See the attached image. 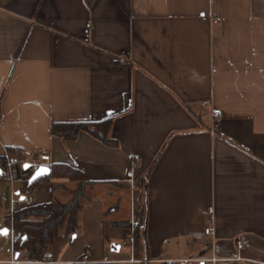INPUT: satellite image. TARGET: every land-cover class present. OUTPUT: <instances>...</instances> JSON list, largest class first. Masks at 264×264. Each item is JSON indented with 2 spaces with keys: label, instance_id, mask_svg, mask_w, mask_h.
I'll use <instances>...</instances> for the list:
<instances>
[{
  "label": "crops",
  "instance_id": "obj_1",
  "mask_svg": "<svg viewBox=\"0 0 264 264\" xmlns=\"http://www.w3.org/2000/svg\"><path fill=\"white\" fill-rule=\"evenodd\" d=\"M103 120L115 146L50 133ZM0 148L92 183L79 241L56 236L50 264L88 248L92 262L145 260L143 237L114 226L140 212L151 263L264 264V0H0ZM17 170L10 214L75 190L55 178L22 195ZM11 259L0 253V264H39Z\"/></svg>",
  "mask_w": 264,
  "mask_h": 264
},
{
  "label": "trees",
  "instance_id": "obj_2",
  "mask_svg": "<svg viewBox=\"0 0 264 264\" xmlns=\"http://www.w3.org/2000/svg\"><path fill=\"white\" fill-rule=\"evenodd\" d=\"M110 121L103 120L97 123L88 122H71V123H52L50 125V133L52 136L58 137L63 142H71L77 139L80 133H85L93 139L102 142L106 146H115L116 143L109 139ZM11 155L24 157L19 150H9ZM2 160L0 158V165ZM50 167V175L35 181L32 185H28L30 178L29 171L17 170V180L20 183L19 192L22 195H28L39 183L49 182L55 178L68 179L75 184V190L69 201L58 202L50 201L48 203L17 207L12 216V224L9 216L4 218L7 228L12 226L13 230V248L16 254L21 251L27 253L28 262H39L44 254L50 249L53 239L62 234L69 237L76 233L79 225V214L83 207L82 200L86 197L85 191L92 183L84 181L81 174L66 165L52 164ZM148 174L138 178L134 185L138 188H145ZM4 178L0 176V183ZM54 188V186H52ZM145 208V206H143ZM113 211V210H110ZM143 212L135 217L139 222V227L134 229L133 234L143 237V250L147 258L139 262L128 263H107L92 262L88 259L87 254L81 256L73 264H166L164 262L151 263L148 258V248L144 240L145 232L143 229L144 220ZM114 226L122 229L124 237L131 234V222L129 220L115 223Z\"/></svg>",
  "mask_w": 264,
  "mask_h": 264
},
{
  "label": "built area",
  "instance_id": "obj_3",
  "mask_svg": "<svg viewBox=\"0 0 264 264\" xmlns=\"http://www.w3.org/2000/svg\"><path fill=\"white\" fill-rule=\"evenodd\" d=\"M219 19L218 18H213L211 19V22L212 23H216L218 22ZM201 106L204 108V107H208V104L207 102H202L201 103ZM210 116H211V124H212V127L216 126L217 123L219 122L222 114H221V111L217 108H214V107H211L210 109ZM3 150V153L0 154V158L2 160V164L0 165V176H2L7 182H9L10 186H11V199H12V202H14V200H16V197L14 196V192L12 190V185L14 184L15 182V175H14V166L16 165H23V163H29L31 165L29 171L32 173H34L37 168L39 166H41V163L40 164H37V160H35L34 162H30L28 160L25 159V157H23L22 159L18 158V157H15V156H12V155H9L8 152L6 151V149L2 148ZM40 159H38V163L40 162L39 161ZM138 160V157L137 156H134L133 157V161H137ZM23 202L27 201V198L25 196H23V199H22ZM11 216V221H12V216H13V210L10 214ZM12 224V222H11ZM139 227V222L137 220H133L131 222V231L133 232L134 229L138 228ZM11 235L13 236V230H12V226L10 227L9 229ZM211 229L210 228H207L204 230V234L206 235H209L211 234ZM132 240V238L130 239ZM236 248L237 249H241L243 248L245 245H246V242L245 240L240 237L236 242ZM11 254H12V259H11V262L14 263L17 261H14L13 258V254H14V249L12 247L11 249ZM105 262H109L108 259L105 260ZM39 264H50V262L47 261L46 257L43 256L42 259L39 261Z\"/></svg>",
  "mask_w": 264,
  "mask_h": 264
},
{
  "label": "rangeland",
  "instance_id": "obj_4",
  "mask_svg": "<svg viewBox=\"0 0 264 264\" xmlns=\"http://www.w3.org/2000/svg\"><path fill=\"white\" fill-rule=\"evenodd\" d=\"M3 153V150L2 148H0V154ZM9 154V153H8ZM10 155V154H9ZM3 160V159H2ZM11 189H10V186H9V183L6 182V180L4 182H1L0 183V231L5 227L4 225V218L6 216H8L10 214V210H11V205H10V196H11ZM56 201V200H54ZM62 234H60L58 236L61 237ZM79 236L81 237V227H80V223H79V226L77 228V231L75 234L67 237L69 240L67 242V244L69 245L70 243H76L77 241L79 240H76V237L77 239L79 238ZM115 243V239H112L110 238L109 241H106V245L107 247H109V251L108 253L113 256V252H111V245ZM11 244H12V240L10 239L9 237V234L7 235H1L0 236V253L4 254L5 256H9L11 255ZM54 246V245H53ZM130 246L127 245V246H121V249H120V252L123 253L126 251L127 248H129ZM90 249V248H88ZM87 249V254L89 253V250ZM201 264V262H200Z\"/></svg>",
  "mask_w": 264,
  "mask_h": 264
},
{
  "label": "water",
  "instance_id": "obj_5",
  "mask_svg": "<svg viewBox=\"0 0 264 264\" xmlns=\"http://www.w3.org/2000/svg\"><path fill=\"white\" fill-rule=\"evenodd\" d=\"M30 167H31V165L28 164V163H23V165H22V168H23L24 171H28L30 169ZM40 169H46L47 171L44 174H42V175H38ZM49 175H50V169H49V167H47V166H39L37 168V170L34 173H32V175L30 176V178L28 180V185L30 186L35 181H37V180H39L41 178L47 177ZM16 195H19V192H16ZM19 199L22 201L23 196H19ZM5 230H6V234H0V236L1 235H7V234H9V230L7 228L2 229L0 231V233H3ZM112 251L117 253L119 251V245L118 244H113L112 245ZM17 257H18V254L15 255V259Z\"/></svg>",
  "mask_w": 264,
  "mask_h": 264
},
{
  "label": "snow or ice",
  "instance_id": "obj_6",
  "mask_svg": "<svg viewBox=\"0 0 264 264\" xmlns=\"http://www.w3.org/2000/svg\"><path fill=\"white\" fill-rule=\"evenodd\" d=\"M47 170L46 169H40L38 175H42L46 172ZM0 234H6V230L3 232V233H0Z\"/></svg>",
  "mask_w": 264,
  "mask_h": 264
}]
</instances>
